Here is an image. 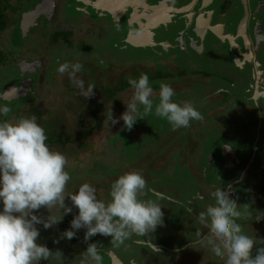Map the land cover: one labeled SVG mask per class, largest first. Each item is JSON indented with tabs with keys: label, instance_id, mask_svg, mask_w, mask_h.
Listing matches in <instances>:
<instances>
[{
	"label": "rangeland",
	"instance_id": "374dc122",
	"mask_svg": "<svg viewBox=\"0 0 264 264\" xmlns=\"http://www.w3.org/2000/svg\"><path fill=\"white\" fill-rule=\"evenodd\" d=\"M32 1L38 0H0V7L4 8L5 4H10L3 11L7 14V19L11 17L8 25L13 26L3 33L4 38H0V43L8 46L5 50L9 51L11 45L20 48L24 44L32 51L40 53L41 58H45V61L39 60L38 63L42 68L38 65L36 69L26 67L23 70L21 63L19 64L22 73H28L32 78V85L26 94L11 99L16 102L11 108L12 112L18 111L16 114L21 116L46 121L49 134H66L74 137L92 125L104 109H107L104 116L111 109L113 116L119 118L126 111V105L122 100L131 98L132 89L115 95L111 102L106 88L117 91L116 87L121 86L123 79L127 82L131 77L139 78L141 73H146L151 80L168 82V79H172L171 82L179 83L178 87L173 85L176 93L173 99L178 103L196 102L197 105H201L197 108L202 115L200 121L190 122L189 127L176 129L166 119L158 118L153 110L147 117L138 118L131 130L124 126L122 120L115 125H108L104 122V117V120L85 137L66 146L64 154L67 159L66 170L71 176L66 185V194L77 190L86 182L95 186L98 198L103 199L107 197L116 178L125 172L138 171L145 178L149 188L165 191L170 195L171 202H161L164 222L157 226L154 232L149 233L147 237L133 236L119 248L110 245L111 237L100 234L85 241L86 230L83 228L77 231L76 237L72 240L60 239L58 234L69 229L70 221L78 214V209L72 206L70 198L66 197L65 204L73 207L72 213L64 215L62 222L52 228L45 229L42 224L36 225L40 232L38 243L46 245L53 253L61 251L65 264H71L89 243L97 241L103 256V264L108 261L104 252L110 254V251H114L124 264H220V261L213 260L210 250L206 252L195 244L198 239L196 233L207 234L208 231L196 219L201 211H205L208 205L214 203L211 195L205 193L208 186L221 178L226 179L225 176H229V179L239 177L236 182L239 184L242 181L240 177L245 171L246 177L252 176L256 179L251 186L255 195L249 198L252 206L248 210L255 206L254 214H264V159H261L263 165L258 160V164L253 162L254 164L245 170L250 162L245 165L249 152L252 151L254 155L251 143L257 133L254 132L253 126L256 123L264 124V116L259 119L255 111L249 113L251 106L256 108V103L252 102L253 95L251 104L248 101L247 69L241 72L242 78L236 81L231 77L232 73L242 69L231 65L229 60L217 62L215 53L207 48L206 41L205 45L203 44L204 48L201 47L202 50L194 47L193 43L198 40L189 42L186 34L184 40L181 38L176 41V31L182 27L175 22L169 24L170 31L167 25L163 27L168 29L163 35V39L170 42L166 46L162 43L132 46L126 43L128 37L124 41L125 27L121 21L119 25L110 22L106 12L80 4L79 0H50L52 3L50 9L48 10L47 6L45 12L41 11L38 21L29 27V35L25 39L21 21L25 12L31 10ZM186 1L171 0L169 3L178 6ZM20 11L23 12L18 28L15 20ZM46 13L49 15L46 16ZM236 13L237 8L232 10L229 18L233 19ZM98 19L109 21L102 25ZM51 20L56 23V29L59 30L73 25L71 28L74 29L75 35L71 39L74 41L65 45L62 38L61 41L51 44L53 39L49 36L54 35L56 31L50 25ZM261 33L264 34V30ZM259 56L264 62V53ZM65 61L81 62L83 69L78 76L86 85L94 83L97 87L99 84L101 89H94V95L90 98L80 96L79 90L73 87L67 74L61 76L56 71L59 64ZM13 66L14 64H10L1 67L0 90L3 81H10L7 87L14 82L17 84L20 74ZM204 77L207 80H204ZM187 81L192 85H186ZM213 82L223 88V90L221 88L223 94L217 91L218 85H210ZM197 84H201L198 85L202 87L201 90L194 88ZM157 86V83L152 85L154 107L159 101V91L155 89ZM196 91H199L200 98L192 95ZM223 97L231 99L223 101ZM103 100L106 103L100 106L98 114L90 111L91 103L98 104ZM116 100L118 103H115ZM258 100L259 98L256 102ZM232 101L238 106L243 105L242 111L238 112V108L229 111L231 109L227 106ZM0 103L6 102L0 99ZM140 111L143 113L142 107ZM260 111L259 114L264 113L263 108ZM10 116L16 118L15 115ZM225 145L235 150V155L228 160L235 163L232 166L225 162L222 152ZM237 197L238 206L244 209L240 204H248L246 190L239 189ZM147 198L155 197L149 193ZM35 214L46 218L49 212L41 207ZM263 223L264 219L259 221V225ZM241 224L244 234L250 231V226L255 229V225H247L246 220H242ZM56 240L59 242L55 243ZM138 240H151L160 251H153L147 243H137ZM47 264H50V261L47 260ZM52 264H59V261L53 258Z\"/></svg>",
	"mask_w": 264,
	"mask_h": 264
},
{
	"label": "clouds",
	"instance_id": "9594fccd",
	"mask_svg": "<svg viewBox=\"0 0 264 264\" xmlns=\"http://www.w3.org/2000/svg\"><path fill=\"white\" fill-rule=\"evenodd\" d=\"M82 69L79 61H65L56 71L61 76L67 74L79 95L87 99L94 95L96 86L94 83L86 85L78 76ZM128 84L132 95L129 100H122L126 111L116 118L110 109L104 120L108 125L122 120L131 130L138 118L147 117L153 110L158 118L166 119L176 129L187 128L190 122L202 119L193 103H178L173 99L175 90L166 82L159 85V101L155 107L154 90L146 73L130 78ZM11 112L7 104L0 103V264H40L41 260L52 264L53 258L65 264L61 251L53 253L46 245L37 243L40 232L36 225L49 229L62 222L64 215L72 213L73 207L65 204L66 197L78 209V214L60 239L72 240L83 228L85 241L100 234L111 237L110 245L119 248L129 238L147 237L163 224L161 202H171L172 197L165 191L149 188L138 171L121 174L103 199L98 198L95 186L86 182L66 194L71 176L66 170L65 155L49 148L45 130L35 117L14 118ZM149 193L155 198H147ZM211 197L214 203L196 217L208 230L207 234L197 232L195 244L206 252L210 250L221 264H264V246H259L264 244L244 234L242 229L241 221L247 220L251 213L241 209L224 187H217ZM41 207L49 212L46 218L35 214ZM254 219L260 221L264 214L257 213ZM137 243H147L153 251H160L151 240ZM98 245V241L89 243L71 264H103ZM254 245H257L255 255Z\"/></svg>",
	"mask_w": 264,
	"mask_h": 264
},
{
	"label": "flooded vegetation",
	"instance_id": "af4514ba",
	"mask_svg": "<svg viewBox=\"0 0 264 264\" xmlns=\"http://www.w3.org/2000/svg\"><path fill=\"white\" fill-rule=\"evenodd\" d=\"M83 1L85 5L96 8L94 5V2L96 0H83ZM129 1H131L129 2L130 4L127 3V5H124L122 0H111V4H112L111 9L113 11L108 12L102 10L108 14L110 18V22L116 23L117 25L120 24V21L122 22L123 26L125 27V31L123 32V36H125L124 41L127 39L130 32L132 34H138L142 32L144 35H147L144 29L146 23V20L144 18L147 17L146 15H151V19L153 20V23L156 20H157L156 22H158L156 28L150 29L151 34L149 36H151V40L148 41L146 45L162 43L164 46H166L170 42H167L166 40L163 39L164 38L163 35L166 34L168 30V29H163L164 25H167L170 31L171 27L169 26V24L171 23L173 24V22H175L176 24L177 23L180 24L182 28L176 31L175 34V38H177L176 41L181 40V38L184 40V35L186 34L187 40H189V42L198 40L196 43H193L194 47L198 50H202L201 47L204 48L203 44L205 45V41H206L207 48H210L211 51L215 53L217 62L218 61L226 62L229 60L231 61L230 62L231 65L238 66V68L242 69L232 73L231 77L235 78L236 81H239L242 78L241 72H244L247 69L246 73L249 79L248 81L249 85L248 88H246V90L248 91V101L250 103L251 97L253 95L254 101L252 102L256 103V108L250 105L251 107L249 113L255 111V113L258 114L257 116L259 119L263 117L258 112L262 108L264 109V62L260 59L259 56V54L264 53V49H262V46H264V34L261 33L262 30H264V0H202V1L187 0L185 3L179 4L178 6L169 3L171 0H157L159 2H155V1L152 2L150 0H129ZM200 5H202V7ZM181 6L184 7L181 8ZM236 8H237L236 15L234 16L233 19H230L229 16L232 15V10ZM96 9L99 8L97 7ZM176 13H178V15ZM53 14H54V9H53ZM48 15L49 14L46 13V16ZM155 15H157L158 17H155ZM40 16L41 15H39L38 18ZM175 18L176 20H174ZM107 21L109 20L98 19V22H100V24L102 25H105ZM127 41L128 40H126V42ZM146 45H140V46H146ZM192 49L194 50V48ZM222 52H226V53H222ZM225 54H227L228 58ZM39 60L43 62L42 58H37L34 59L33 61L32 59L26 58V60H22L20 63L22 64L23 61L31 64L33 62H36L37 64L28 66V67H32L33 70L36 69L38 65L40 66V64H38ZM24 80L30 82L28 78L23 79V81ZM204 80L207 79L204 77ZM149 81L151 85H153V83H157L158 86L155 89H157L156 91H159V85L162 82H158L156 79L154 80L149 79ZM171 81L173 80L168 79V82L166 83H168L172 87H174L173 85H176L178 87L179 83L176 82L173 83ZM187 82L186 85H192L190 84V82L189 83ZM213 84L218 85L215 82L211 83L210 85ZM198 85L201 84H197V86L195 85L194 88L197 87L196 89L201 90L202 87ZM221 88L222 87L218 85L217 91H219L220 94H223L222 91L223 88L222 90ZM192 95L197 96V98H200L199 91H196ZM193 97L190 98L191 101L194 100ZM257 98H259L258 102H256ZM222 99L223 101H228L231 99V97L226 99H224L223 97ZM194 105L196 107L201 106V105H197L196 102ZM242 106H238L236 103L233 104L232 101L227 107L228 109H231L229 111H232L234 108H238L237 111L240 112L242 111L241 109ZM225 109L228 110L227 108ZM207 123L208 122H206V124ZM253 129L254 132L257 133L256 138L254 137L251 143V145H253L254 147V155H252V151L249 152L245 165L249 161L250 162L249 165L245 168V170L254 163L258 164L257 163L258 160L259 162L262 163L261 159H264V142H263L264 124L257 125L256 123V125L253 126ZM222 152L224 153L226 164L230 166L234 165L235 164L234 162L228 160L235 155V150H233L232 147L225 145L222 149ZM257 155H260V157L258 158ZM225 177L226 179L221 178L216 183L210 184L208 186V190L205 191V193L208 196H210L211 192H214L217 187L220 188L224 187L226 191L230 192L231 199H233L237 203L238 190L245 189L246 199L248 204L242 205L243 203H241L240 205L243 206L244 209H246L247 206L246 210L251 213L249 219L246 220L247 225L248 224L253 226L255 225V229L254 227L250 226L249 227L250 231L246 232V234L252 236L254 239L256 238L257 240L260 241V243L264 244V223L263 225H259V221L256 222L254 221L256 215L254 214L256 208L255 206L252 208V210H248V208L252 206V201H250L249 198H251L252 195H255L253 189H251L252 183L256 180L255 177L252 176L246 177L244 171V174L240 177L242 181L239 184L236 183L239 177L238 178L235 177L231 179H229V176H225ZM233 180L236 181L233 182ZM252 229H254V231H251ZM259 246H264V245H259ZM256 247L257 246H254L253 248V255L256 254ZM110 253L116 255L114 251H110ZM213 260L218 261L215 258Z\"/></svg>",
	"mask_w": 264,
	"mask_h": 264
},
{
	"label": "trees",
	"instance_id": "16d2710c",
	"mask_svg": "<svg viewBox=\"0 0 264 264\" xmlns=\"http://www.w3.org/2000/svg\"><path fill=\"white\" fill-rule=\"evenodd\" d=\"M38 2H40V0H38L36 2H33L32 1L30 3L31 6H32L30 9H33ZM78 2L80 4L85 5L83 0H79ZM8 6H10V4L8 5V3H7V4L4 5V8L6 9V7L8 8ZM4 8L3 7H0V38L1 39L5 37V34L3 35V33L5 31H7V29L10 26H11V28L13 27L12 24L8 25L9 24V20H10L11 17H9L7 19V17H6L7 14L3 11ZM23 11H25V10H23ZM23 11H20L19 12V14L17 16V20H15L17 22L18 28H19V22L21 20V13ZM37 21H38V19H37ZM50 25H51L52 28H54L56 30L54 32V35L49 36L50 39H53V42L51 44H53V43L55 44L56 42L61 41L62 38H63V40L65 42V45H68L70 42L74 41L73 39H71L75 35L74 34L75 33L74 32V29L71 28L73 25L70 26V27H66V28L63 27L64 28L63 30L56 29L57 25H56V23L53 20H51V24ZM28 35H29V32H27V34L25 35V39L28 37ZM126 43H129V42L127 41ZM6 47H8V46L5 43H3V42L0 43V69H1V67L9 66L10 64H14L13 67L14 68H17L19 70V74L20 75L17 78L18 79L17 80V84H16V82H14L12 84L18 87V86L21 85L23 79L30 78V76L28 75V73H22V71L20 70V66H19L20 62L22 60H26V58H29V59H32V60L37 59V58H41V55H40V53H38L36 51H32L31 49L27 48V45H24V44L20 48H18L17 46L11 45L9 51L5 50ZM11 53H13V54H11ZM43 61H45V58L43 59ZM30 79H28V80H30L29 86H28L29 88L27 87V89L24 91V94H26L29 90H31L30 89V85H32V78H30ZM9 82L10 81H6V82L3 81L2 82L4 84L2 85V88L0 90V99L4 100L6 102L5 104H7L10 108H13V106H15V104H16L15 100L14 99L13 100H11V99L10 100H7V99L3 98V93L6 90L5 87H7V85L10 84ZM122 82L123 83L120 84L121 86L116 87L117 91H114L111 88L110 89L109 88H106V91H108V94H107L108 99H110L111 102H112L113 98L116 97L115 95H118L119 93H121L123 91H126L127 89L130 88V86L128 84V81L126 82V80L123 79ZM96 88L98 90H100L101 89V86L98 84V86ZM102 88H104V87H102ZM116 102L118 103V100H116L115 103ZM28 103H30V102H28ZM104 103H106V102H104V100L103 101H100V103H98V104L91 103L90 106H89V109L94 114H98L99 109H100V106H103ZM106 110L107 109H104L101 113H99L100 116L97 117V119L95 120V122L92 125H90L85 131L79 133L78 135H75L74 137L73 136L66 135V134H64V135H59V134L58 135H55V134L53 135L51 133L49 134L48 133L49 130L47 128V122L44 121V120H41L39 118L36 119V121L45 130V133H46V135L48 137V139L46 141V144L49 146V148L51 150H55L56 149L55 151H60L62 154H65V152H66L65 150H66L67 144L70 145L72 142H78V140H80L81 138L85 137L87 135V133L91 132L94 129V127H96V125L98 123H100L101 121L104 120V117H105L104 116V113L106 112ZM17 112L18 111H13V112L10 113V115H15L16 118L24 117V115L21 116L19 114H16ZM27 117H30V116H27ZM45 117H49L50 118L52 116H45ZM66 154L68 155V153H66ZM0 208H2V206ZM82 234H83V232H82ZM60 235L61 234H58V238H60ZM37 243H38V241H37ZM104 253L106 254V257L108 258V261L105 264H113L112 263V258H111L112 257V254L111 253L108 254L107 252H104ZM46 261L47 260H41L40 261V264H47Z\"/></svg>",
	"mask_w": 264,
	"mask_h": 264
},
{
	"label": "water",
	"instance_id": "95a60500",
	"mask_svg": "<svg viewBox=\"0 0 264 264\" xmlns=\"http://www.w3.org/2000/svg\"><path fill=\"white\" fill-rule=\"evenodd\" d=\"M124 5H127V3L131 2L129 0H122ZM121 2V3H122ZM130 4V3H129ZM52 3L50 0H42L40 3H38L33 9L25 12L24 17L22 18L21 25H22V30L24 35L27 34L29 27L35 24L36 19L38 18L39 14L42 12H45V7L49 6L48 10L50 9ZM95 7L105 10L108 12L113 11L111 9V0H96L94 2ZM50 12V11H49ZM147 17L144 18L146 20L145 23V33L147 35H144L142 32L138 34H132L131 32L128 35V42L131 43L134 46H140V45H146L148 41L151 40V34L150 29L156 28L158 25V22L154 21L151 19V15H146ZM155 17H158L155 15ZM37 64L36 62L31 63H26L22 62L21 67L26 69L29 65H34ZM27 86H29V82L26 80L23 81V84L20 87L14 86V85H9L6 90L3 93V98L10 100L12 98H16L22 94H24V91L27 89ZM112 263L113 264H123V262L115 255L112 253Z\"/></svg>",
	"mask_w": 264,
	"mask_h": 264
}]
</instances>
